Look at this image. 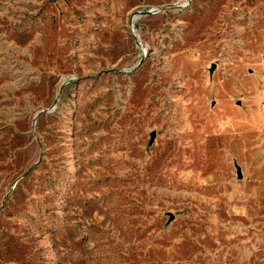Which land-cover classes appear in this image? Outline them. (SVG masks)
I'll list each match as a JSON object with an SVG mask.
<instances>
[{"label": "rangeland", "instance_id": "obj_1", "mask_svg": "<svg viewBox=\"0 0 264 264\" xmlns=\"http://www.w3.org/2000/svg\"><path fill=\"white\" fill-rule=\"evenodd\" d=\"M263 99L264 0H0V264H264Z\"/></svg>", "mask_w": 264, "mask_h": 264}, {"label": "water", "instance_id": "obj_2", "mask_svg": "<svg viewBox=\"0 0 264 264\" xmlns=\"http://www.w3.org/2000/svg\"><path fill=\"white\" fill-rule=\"evenodd\" d=\"M214 65H215V64H212V66L209 68V71H210V72L213 71V69H214ZM154 138H155V133H154V132H151V134H150V139H149V145L152 144ZM236 174H237V177H238L239 179L242 178V173H241V170H240L239 167H237V169H236ZM172 218H173V216L170 215V219H172Z\"/></svg>", "mask_w": 264, "mask_h": 264}, {"label": "built area", "instance_id": "obj_3", "mask_svg": "<svg viewBox=\"0 0 264 264\" xmlns=\"http://www.w3.org/2000/svg\"><path fill=\"white\" fill-rule=\"evenodd\" d=\"M260 111H261L262 114L264 115V99L261 101V104H260Z\"/></svg>", "mask_w": 264, "mask_h": 264}]
</instances>
